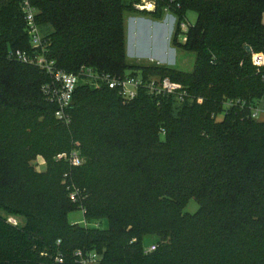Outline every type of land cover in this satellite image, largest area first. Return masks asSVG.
I'll use <instances>...</instances> for the list:
<instances>
[{
  "label": "trees",
  "instance_id": "obj_1",
  "mask_svg": "<svg viewBox=\"0 0 264 264\" xmlns=\"http://www.w3.org/2000/svg\"><path fill=\"white\" fill-rule=\"evenodd\" d=\"M33 5L57 69L167 78L187 96L140 90L125 103L80 82L61 124L42 94L49 76L8 58L35 49L19 0H0V264H78V250L98 264H264V121L251 117L264 98V66L252 61L264 55V0H157L150 13L129 0ZM165 10L177 19L172 45L195 55L191 72L127 62L125 13L159 21ZM189 11L197 19L180 43ZM73 151L80 166L56 160ZM191 199L198 210L184 213ZM76 210L87 226L69 223Z\"/></svg>",
  "mask_w": 264,
  "mask_h": 264
},
{
  "label": "built area",
  "instance_id": "obj_2",
  "mask_svg": "<svg viewBox=\"0 0 264 264\" xmlns=\"http://www.w3.org/2000/svg\"><path fill=\"white\" fill-rule=\"evenodd\" d=\"M129 2H132L134 9L141 13H150L156 10L157 0H129ZM19 4L29 44L35 51L32 54L19 50L10 52L8 58L25 65L34 66L49 76V83L43 85L41 90L45 100L56 106L57 109L54 117L61 124L65 126L70 124L71 119L68 114V108L71 104L75 89L80 82H84L94 88L106 87L109 90L116 91L125 103H130L135 100L140 90H146L149 95L153 96L171 95L176 97L180 102H183L184 98L187 96L185 90H183L180 85L171 82L167 78L160 79L158 77H150L144 79L141 75L115 77L110 74L97 73L88 68H81L76 73H68L57 69L55 62L49 60L46 56L45 43L36 21L37 9L33 5V0H19ZM167 13L171 14V12L165 10V14ZM176 24L177 19L175 17V27ZM179 28L180 35L178 42L184 43L186 41L185 34L189 27H186L183 22L179 25ZM252 61L256 66H264V55H253ZM198 102L200 103L201 100H198ZM230 104L231 103H228L227 106ZM259 114H264V112L259 111L257 108L251 110L252 119L264 121L259 119ZM56 160H65L74 167L82 164V160L77 151H73L69 155H58ZM70 198L72 201H75V192L70 194ZM80 211L82 212V210ZM7 223L13 226L18 225L17 220L12 217L7 218ZM84 226H87V224L85 223ZM153 251H155V245L144 248L145 254ZM74 256L78 264H98L100 259L99 255L94 252L84 253L81 250L76 251ZM56 261L59 263L62 262L61 259H56Z\"/></svg>",
  "mask_w": 264,
  "mask_h": 264
},
{
  "label": "rangeland",
  "instance_id": "obj_3",
  "mask_svg": "<svg viewBox=\"0 0 264 264\" xmlns=\"http://www.w3.org/2000/svg\"><path fill=\"white\" fill-rule=\"evenodd\" d=\"M196 19L197 15L194 12H187L184 18L185 26H193ZM174 30L175 17L172 14L167 13L162 20L158 21L146 14L125 13L124 32L127 62L136 65H160L182 72H191L195 55L172 45ZM259 115V119L264 120V114ZM221 119L222 116L217 118L218 121ZM35 166L38 171L44 170V160L38 157L35 160ZM197 210V202L191 199L183 212L194 214ZM17 221L22 223L19 219ZM68 221L70 224L85 225L83 213L80 210L70 213ZM94 225L92 223L89 226L93 227ZM100 227L106 229L107 224L103 222ZM157 241L158 238L155 236L146 237L143 240V247L148 248L155 245Z\"/></svg>",
  "mask_w": 264,
  "mask_h": 264
},
{
  "label": "crops",
  "instance_id": "obj_4",
  "mask_svg": "<svg viewBox=\"0 0 264 264\" xmlns=\"http://www.w3.org/2000/svg\"><path fill=\"white\" fill-rule=\"evenodd\" d=\"M259 111L264 112V98L261 99V101L257 104L256 107Z\"/></svg>",
  "mask_w": 264,
  "mask_h": 264
},
{
  "label": "water",
  "instance_id": "obj_5",
  "mask_svg": "<svg viewBox=\"0 0 264 264\" xmlns=\"http://www.w3.org/2000/svg\"><path fill=\"white\" fill-rule=\"evenodd\" d=\"M244 49H245L247 54H249V55L252 54V50H251V48L249 46H245Z\"/></svg>",
  "mask_w": 264,
  "mask_h": 264
}]
</instances>
